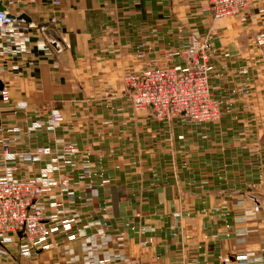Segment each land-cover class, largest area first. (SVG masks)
<instances>
[{"label":"crops","instance_id":"obj_1","mask_svg":"<svg viewBox=\"0 0 264 264\" xmlns=\"http://www.w3.org/2000/svg\"><path fill=\"white\" fill-rule=\"evenodd\" d=\"M16 1L13 13L35 23L57 16L66 48L47 55L33 37L29 55L0 65V92L10 93L7 104L0 96V178L65 173L73 197L55 191L48 213L73 217L83 236H55L35 261L0 264H264V0L247 22L218 25L208 0ZM194 31L211 34V91L233 112L218 125L174 119L169 134L133 111L123 78L170 52L184 66ZM247 83L250 98L238 99ZM38 148L52 153L23 160Z\"/></svg>","mask_w":264,"mask_h":264},{"label":"built area","instance_id":"obj_2","mask_svg":"<svg viewBox=\"0 0 264 264\" xmlns=\"http://www.w3.org/2000/svg\"><path fill=\"white\" fill-rule=\"evenodd\" d=\"M30 2L33 3V0ZM252 3L253 0H210L217 21L237 18L244 23L249 19ZM53 4L58 7L61 2L54 0ZM0 5L5 8L0 11V65L7 57L29 55L33 37L40 39L38 48L47 55L58 53L51 46L50 40L57 42L60 52L66 48L65 40L59 41L57 37V16H52L48 22L41 24L26 22L18 20L21 15L13 13L17 5L16 0H0ZM257 42L264 62V33L259 35ZM194 50H191L189 56V62L194 66L192 70L183 72L176 67L166 66L124 78L125 85L131 90L132 104L137 111L153 109L155 112L157 104H160L166 110L165 114L158 113L157 117L162 120L169 121L178 115H183L195 123H208L219 119L221 108L214 101L208 82L211 47L203 45L198 57ZM1 99L4 103L10 101L6 91L1 93ZM53 117L54 121L60 120L58 114ZM51 153L50 148H40L35 154L24 155L23 160L32 162L39 155ZM1 156L3 160L13 159L6 142L2 143ZM40 193L41 189L34 180L21 181L8 176L0 180V243L2 240L10 241L12 233L20 234L25 241L22 247L24 252L32 255L45 249L58 229L64 234L71 231L72 223L68 219L56 221L46 217L44 207L39 202ZM70 239L75 238L70 236Z\"/></svg>","mask_w":264,"mask_h":264},{"label":"rangeland","instance_id":"obj_3","mask_svg":"<svg viewBox=\"0 0 264 264\" xmlns=\"http://www.w3.org/2000/svg\"><path fill=\"white\" fill-rule=\"evenodd\" d=\"M252 6H253V3H252ZM206 10L211 12L212 13V16H213V23L214 25H218L219 23H222L228 19H232V18H228V19H225L223 21H217L216 18L214 17V12L212 11L211 9V5H210V0H208V5L206 7ZM57 32V31H56ZM264 32H262L261 34H263ZM259 34V35H261ZM259 37V36H258ZM59 38V37H58ZM184 38L186 39L185 40V43H184V46L183 48L181 49V55L185 61V64L184 66H180V65H176L174 63V61L172 60V55L173 53H169L167 55V58H163L161 59L160 62H153V63H150L148 65H146V67L140 71V72H143V71H146V70H150V69H153V68H161V67H166V66H173V67H176L178 69H181L183 72H186L188 69H193V65L191 64V62H189V56H190V52L191 50H193V48L195 49L194 50V53L196 54V57H198L200 55V53L202 51L201 48L203 45H207L208 47H211V55L213 57V54L215 53V50H214V46H213V43H212V38H211V34H207L206 36H200L197 32H190L189 34L187 35H184ZM59 41H61V38H59ZM259 48V46H258ZM261 48H259V52H260V62L264 64V62L262 61L261 59V51H260ZM64 51V49L62 50V52ZM62 52L58 53V54H61ZM56 53V52H55ZM140 58H145V54H139L138 55ZM212 59V58H211ZM211 64V63H210ZM210 66V65H209ZM135 73H138V72H129L128 74H126L124 76V78L128 75H134ZM209 78H208V82H209V88L211 90V86H210V79H211V75H210V71H209ZM124 78H123V82H124ZM125 85V83H124ZM125 88L127 89V96H128V100H129V103L131 104V107L133 109L134 112L136 113H147L149 114L150 116H152L155 120L159 121V122H162V123H166L167 124V130L170 133H172V121L174 119H177V118H181V119H185V120H188L190 123H192L193 125H197V126H201V125H208V124H216L218 125L225 113H232L233 111L228 108L226 110L223 109V106H222V103L217 100L215 98V95L213 94V92L211 91V94L213 96V99L215 102H217L221 108V114H220V117L218 120L214 121V122H208V123H195V122H192L190 121L189 119H187L185 116L183 115H178V116H174V118L172 117L169 121L168 120H162L161 118L157 117L158 116V113H166V110L165 108L162 106H160V104H157V110H154L153 109H148V110H139L137 111L134 106H133V102H132V97H131V90H128L127 86L125 85ZM237 90V91H236ZM3 91H6L9 95V98H10V93L7 89H3L1 90L0 92V96H1V93ZM251 86L249 85V83H247L246 85H242L239 89H235V93L236 95L238 96V99H249L250 96H251ZM236 96V97H237ZM3 102V101H2ZM10 102V101H9ZM8 102V103H9ZM233 102V99L232 100H229L227 101V104ZM4 103V102H3ZM4 104H7V103H4ZM198 109L200 111V113L202 112V109H201V106L199 105L198 106ZM252 110L250 109H246L244 112L245 113H251ZM57 113H54L53 115H55ZM59 115V114H58ZM54 117H52L53 119ZM54 121V120H53ZM56 122V121H54ZM40 124H36L35 128H39V126H37ZM7 143V142H6ZM237 143V142H236ZM216 144V143H215ZM220 144V143H219ZM239 145L235 144L232 148H236L238 147ZM217 147H219V149L222 148V146H219L217 144ZM241 147V146H240ZM40 149V148H38ZM38 149L35 151V153H37ZM12 154V153H11ZM13 155V154H12ZM14 156V155H13ZM40 156L39 155L37 157V160H40ZM5 162H8L10 160H4ZM27 162V161H25ZM8 176V178H13V179H16V180H21V181H25V180H30V179H24V178H21V179H18V178H15L14 175L12 174L11 170L8 171L5 175L1 176L0 180L3 179V178H6ZM44 177L42 179H33L34 182H36L37 186L41 189V193H40V198H39V202L41 203V206H43L44 208V213H46V217H49V219H55L56 221H63L65 219H68L71 223H72V229L71 231L67 234H64V233H60L58 229L56 231V233H54V235L51 236L50 238V241L51 239H53L55 236H63L65 237L69 242H73V241H77L78 239L80 240L81 237L83 236L82 232L80 229H78L76 227V222L74 220L73 217H65V216H61V215H51L48 213V208H47V205H46V199L47 197H49L51 194L55 193V191H59L58 192V195L59 196H67V197H73L72 196V193H71V184H70V180L69 178L67 177V175L65 173H62L61 175H58V178H54L55 175H43ZM51 176V177H50ZM140 177L142 179H148L147 177H145V175H141L140 174ZM50 188V189H49ZM179 192V191H178ZM55 199V198H53ZM52 201H55V200H52ZM52 206H55L53 205V202L51 203ZM257 212L259 211V208L257 207L255 209ZM163 213H166L165 211H162ZM11 236V240L10 241H6V240H2L1 243H0V260L2 261V258L3 259H6L7 261H18L19 260H25L23 258H28L32 261H35L38 257H39V254H41L43 251L47 250L49 247H50V243L49 245L43 249L41 252H36L32 255L30 254H26L23 250V246L25 244V241L23 239V237L20 235V234H16V233H12L10 234ZM70 236H73L75 239H70ZM8 258V259H7ZM10 258V259H9ZM4 261V260H3ZM5 261V263L7 262ZM228 262V260L226 261V263ZM3 263V262H2Z\"/></svg>","mask_w":264,"mask_h":264},{"label":"water","instance_id":"obj_4","mask_svg":"<svg viewBox=\"0 0 264 264\" xmlns=\"http://www.w3.org/2000/svg\"><path fill=\"white\" fill-rule=\"evenodd\" d=\"M5 8L3 6H0V11H4ZM18 20H23L26 22H30L31 19L27 16V15H21ZM50 44L51 46L59 53L61 51V49L59 47H57V42L55 40H50ZM2 89V86L0 87Z\"/></svg>","mask_w":264,"mask_h":264}]
</instances>
